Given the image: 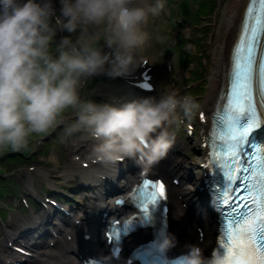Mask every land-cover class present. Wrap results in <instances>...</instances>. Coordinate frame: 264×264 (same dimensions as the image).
Instances as JSON below:
<instances>
[{"label": "clouds", "instance_id": "clouds-1", "mask_svg": "<svg viewBox=\"0 0 264 264\" xmlns=\"http://www.w3.org/2000/svg\"><path fill=\"white\" fill-rule=\"evenodd\" d=\"M58 4V6H57ZM166 0H0V155L35 150L57 127L65 136L84 132L90 159L117 164L134 159L151 168L176 142V132L201 109L176 89L159 96L96 102L83 93L98 74L133 73L151 41L163 42L159 20ZM58 32H66L53 48ZM82 215V214H81ZM176 237L162 228L153 241L166 253ZM185 264H220L188 245ZM117 252L85 264H112Z\"/></svg>", "mask_w": 264, "mask_h": 264}, {"label": "snow or ice", "instance_id": "snow-or-ice-1", "mask_svg": "<svg viewBox=\"0 0 264 264\" xmlns=\"http://www.w3.org/2000/svg\"><path fill=\"white\" fill-rule=\"evenodd\" d=\"M255 3L252 0L245 13L233 49L223 115L216 118L211 134L214 165L224 175L217 197L224 221L220 264H264V145L254 142L256 132L264 128V7ZM259 4L264 6V0ZM147 188L140 198L142 219L149 217L150 206L165 198L162 182ZM118 235L117 230L111 239Z\"/></svg>", "mask_w": 264, "mask_h": 264}, {"label": "rangeland", "instance_id": "rangeland-1", "mask_svg": "<svg viewBox=\"0 0 264 264\" xmlns=\"http://www.w3.org/2000/svg\"><path fill=\"white\" fill-rule=\"evenodd\" d=\"M202 1H209V3L214 2L213 5L215 6L217 3H220L221 5L223 0ZM171 9L173 13L171 19L164 17L162 14L161 18L155 23L151 21L149 22V29L157 27L159 28L160 35L163 37V42L156 40L151 41V46L145 48L146 51L143 55V57H148L153 63V70L156 77L155 80L159 88L155 94L148 96H159L158 94L161 93L162 90L169 88V90L176 89L180 92L184 91V94L192 95L200 102L202 101L201 98H203V95L206 91V78L208 76L209 69L211 67V61L213 59L214 44L217 42V25L214 26V29L207 27L202 31V33H200V29L207 26V24L201 23L200 25L196 26L195 21H198L197 16L195 15V19H192V17L186 15V13L179 14H183L188 18H191L189 21L187 20L188 24L186 21L179 22L176 19V16L178 15L176 12V4L171 6ZM222 12L223 8L221 9V12L220 8H216L214 13L211 15V22H214L217 15H221ZM212 30L215 37V40L214 38L213 40L215 42L211 40L210 31ZM53 48H55V46H53ZM182 48L184 49V54L181 53ZM184 58H189L192 61L189 62L185 60V63L183 64L182 61H184ZM199 72L202 74L201 76L197 75ZM93 77L94 78L89 83L88 87H90L92 90H95L100 84L97 82L98 78L96 75ZM199 78H202L200 79L201 81L197 80ZM116 81L118 80L114 79L110 83H107V86H105L104 89L113 91L110 87H112ZM189 82L190 84H188ZM201 82L202 84L198 86L197 83ZM115 92L119 93L120 91ZM91 97L98 98L99 96L93 95ZM100 102H105L103 97L100 98ZM51 133L54 134H52L49 139L45 140V138H48L49 135L43 136L45 138L42 137L38 140L41 141L42 144L37 143L35 150L29 151L30 156L28 157V161L25 163L26 167L40 166L53 171L52 168H56L59 160L63 157H65V162L69 160V168H73V166L76 165V163L72 161L74 158L72 152L74 148H69L68 154H63V148L67 140L68 143H72L74 141L77 145L80 144L81 142L79 136L82 135V132H78V135L73 133L70 136H65L64 128L61 126L57 127ZM183 145L184 144H182V146ZM190 147L191 146L189 144L185 145L186 149H189ZM60 148H62L61 152ZM35 153L36 156H34ZM9 154L10 153L0 155V169H2L1 166H3V169H8L9 171L7 179L3 176H0L1 186H5V182H7L10 188H12V191H10L12 194L16 188L21 190L22 187H27L28 184H43V177L37 170L32 171L33 176H31L32 181H30L29 177L25 175L24 168L21 169V167H16L14 163L8 160ZM79 199L82 202L84 201L83 196ZM2 235L3 231L0 228V238Z\"/></svg>", "mask_w": 264, "mask_h": 264}, {"label": "bare ground", "instance_id": "bare-ground-1", "mask_svg": "<svg viewBox=\"0 0 264 264\" xmlns=\"http://www.w3.org/2000/svg\"><path fill=\"white\" fill-rule=\"evenodd\" d=\"M247 0H223V13L220 16V22L218 24V36H217V42L214 44V51H213V59L211 63V69L208 73V79H207V88L205 91V94L203 96V99L201 101V110L209 111L212 106L215 103V100L218 96L220 86L222 84L223 79V71L227 69V66L229 64V58H230V51L232 43L235 39V36L237 34V31L239 29L240 20L245 8ZM143 68H140V71ZM139 71V72H140ZM135 71L131 74L126 75L127 77H132L135 75ZM127 88L130 90V86L127 85ZM132 98L131 94H128L126 96H121L119 99L121 101H127ZM205 123H202L204 125ZM199 144L198 146H200ZM176 148H174V151ZM85 160V159H83ZM90 165L88 167L87 171L86 169L80 168L79 162L78 164L73 166V170H71V173H65L63 177H69L72 173L76 176L78 175L82 179H97V180H103V174L106 172V164L107 163H98V161H93L89 158ZM74 161H78V157L74 158ZM96 166V167H93ZM70 172V171H69ZM83 172V174H82ZM101 187H98V190H100ZM102 192V191H101ZM100 198V193H97V190L94 192L92 191V197L90 201V206L93 207L92 210H85L82 209V221L80 223H77L74 226V229L72 230V237L66 240L65 235H62V240L64 241L63 248L61 249H55L52 247L44 248L43 252L41 253L42 256H44L45 262L47 264H58L57 261H68L73 257V252L77 247H87L85 243V239L82 238V235L89 231H94V228L98 224L100 220L99 216V205H96L97 200ZM196 198V197H195ZM196 206L199 205V201L195 203ZM77 215V213H76ZM75 215V216H76ZM78 217V216H77ZM76 217V218H77ZM76 218L73 222H75ZM86 220V221H84ZM65 230H71V227L68 225ZM79 230V233L81 234V237L79 238V233L76 232ZM60 237L58 238V240ZM186 241H189V235H186L185 237ZM95 244V243H94ZM42 247V246H41Z\"/></svg>", "mask_w": 264, "mask_h": 264}]
</instances>
